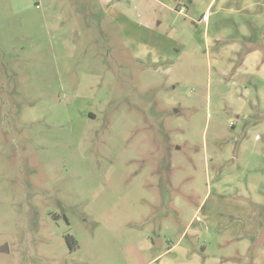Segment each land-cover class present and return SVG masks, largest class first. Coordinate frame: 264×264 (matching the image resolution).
<instances>
[{
  "label": "rangeland",
  "instance_id": "1",
  "mask_svg": "<svg viewBox=\"0 0 264 264\" xmlns=\"http://www.w3.org/2000/svg\"><path fill=\"white\" fill-rule=\"evenodd\" d=\"M209 3L0 0V264H264V5Z\"/></svg>",
  "mask_w": 264,
  "mask_h": 264
},
{
  "label": "crops",
  "instance_id": "2",
  "mask_svg": "<svg viewBox=\"0 0 264 264\" xmlns=\"http://www.w3.org/2000/svg\"><path fill=\"white\" fill-rule=\"evenodd\" d=\"M155 1H157V0H155ZM251 1H256L257 3L260 2L261 3L260 5H264V0H251ZM215 4H216V0H210V3L208 5L207 9L203 12L201 17H199V20L197 21L198 24H201L204 26V29H205L204 33L205 34H207V31H209L211 28L212 16L216 12V11H212V8L215 7ZM168 5H170V9L172 11H174V12L177 11L178 14H182V13L186 14L185 7L181 6L179 8V6L174 7L171 4H168ZM129 13H130V7H125V9L117 11V14L115 16L121 20L128 21L130 18ZM205 13L209 14V18L206 21L202 20V17ZM259 17L261 18L259 20V22L253 23L252 26L256 29H264L263 28V26H264V15L261 14ZM141 28L143 31H145L149 35L157 37V33L155 32V29L149 27L148 24L141 26ZM185 33H186V31H185ZM246 40H247V42H250V41L252 42L253 38L249 37V38H246ZM174 41H176V40H174ZM259 41L261 42L260 46H254V45L249 46V45H247L245 48H243V50H241V52L239 54V56H240L239 65L241 66L242 69H243L242 66L245 67V64H247L250 61V58L252 56L256 55L257 52H252V51H258L257 50L258 48L264 50V40H259ZM219 42H222V39L218 38V37L208 38L205 40L207 47L214 48V49L219 48V46H220ZM257 44H260V43H257ZM253 49H255V50H253ZM243 52H244V54H243ZM262 79L264 81V78H262ZM250 84L256 88L255 83L250 82ZM256 89L258 91L257 98L255 100L251 99L249 101H245V103L243 105L244 109H241L242 110L241 114H239L240 120H242V123H243L245 129H248L249 127H256V126L264 124L263 116L261 115V117H260V114L264 113V82H263V84L259 85ZM258 109H260L261 113L260 114L258 113L259 116L257 117L258 114L256 113V110H258ZM256 139L259 140L262 138H261V136L256 135ZM260 166L261 167H259V168H257L258 166L255 167L259 171V173L261 171H264V166H262L261 164H260ZM263 176H264V174L262 175V177ZM260 196H262V194H259L258 192L255 193L256 199ZM259 225L260 224L257 221L256 222H249V229L250 230L248 231V233H245L246 236L243 237V240L244 241L246 240V244H249L250 242H252V237H254V236H256V239H257V235L259 233H261V231H262V230H260ZM242 235H244V234H242Z\"/></svg>",
  "mask_w": 264,
  "mask_h": 264
},
{
  "label": "water",
  "instance_id": "3",
  "mask_svg": "<svg viewBox=\"0 0 264 264\" xmlns=\"http://www.w3.org/2000/svg\"><path fill=\"white\" fill-rule=\"evenodd\" d=\"M158 241H159V240H158ZM158 241H157V244H156V245H158ZM0 251H8V247H7V245L1 246V247H0Z\"/></svg>",
  "mask_w": 264,
  "mask_h": 264
},
{
  "label": "built area",
  "instance_id": "4",
  "mask_svg": "<svg viewBox=\"0 0 264 264\" xmlns=\"http://www.w3.org/2000/svg\"><path fill=\"white\" fill-rule=\"evenodd\" d=\"M208 18H209V14L208 13H205L203 15V17H202V20L206 21V20H208Z\"/></svg>",
  "mask_w": 264,
  "mask_h": 264
},
{
  "label": "trees",
  "instance_id": "5",
  "mask_svg": "<svg viewBox=\"0 0 264 264\" xmlns=\"http://www.w3.org/2000/svg\"><path fill=\"white\" fill-rule=\"evenodd\" d=\"M68 242L70 243L69 239L67 238Z\"/></svg>",
  "mask_w": 264,
  "mask_h": 264
}]
</instances>
